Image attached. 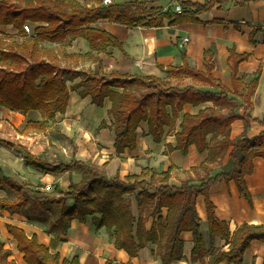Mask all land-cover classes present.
<instances>
[{
    "label": "trees",
    "instance_id": "obj_1",
    "mask_svg": "<svg viewBox=\"0 0 264 264\" xmlns=\"http://www.w3.org/2000/svg\"><path fill=\"white\" fill-rule=\"evenodd\" d=\"M84 1L86 5L77 0H0V109L23 115L39 113L42 122L31 121L25 129L29 133L32 125L54 122L58 114H66L72 91L82 88L81 96H90L97 107H103L109 97L113 102L109 112L111 125L104 122L101 128H109L114 133L115 148L121 155L137 148V131L141 123H148L149 135L160 143L164 128L175 123L187 104L213 102L214 107L198 115L186 114L182 131L177 134L176 150L187 155L190 147L196 146L199 153L208 152V161L193 168L180 186H172L171 173L156 174L144 170L141 176H129L126 180L108 179L104 170L97 166L78 160L52 164L23 148L27 167L57 177L78 172L82 179L78 183L72 182L67 190L57 184L51 192L42 191L6 176L0 167V183L18 194L16 200L1 199V208L29 221L47 223L50 233L57 236L52 240V247L60 241V236L67 234L74 220L83 223L90 220L95 229L105 228L116 248L132 258L148 243L158 244L156 256L163 264L187 259L182 235L192 233L194 246L190 261L194 263L209 254L197 211V199L204 197L212 240L220 238L231 244L227 252L213 250L211 264H242L252 242H264V225L244 224L232 233L228 223L216 215L210 187L220 180L234 181L240 194L252 204L246 177L254 172L256 158L264 160V130L256 137H249L247 130L252 123L264 127V121L251 115L252 97L259 85L260 73L246 86L247 93L240 95L239 66L250 58V54L239 55L235 49L230 50L233 93L213 77L216 67L213 49L205 53L206 72L191 69L185 61L181 68L168 69L167 80L113 73L109 76L87 75L78 85L69 87L68 82L81 76V72L62 67L58 58L50 54L52 50L44 48L42 42L63 43L69 37L71 40L83 38L96 52L87 56L97 62V54L109 46L124 51L122 42L98 27L102 20L128 28L162 27L166 20L179 25L198 22L200 15L212 11L217 4L236 1L244 6L252 0H176L184 10L180 14L149 9L133 2L105 6L104 0ZM26 24L33 26V34L25 31ZM7 26H14L18 34L3 35L1 28ZM18 37H24L23 43L16 42L14 38ZM188 78L194 86L189 85ZM201 86H212L220 92H202L197 89ZM230 95L240 97L244 104L240 105ZM169 106L173 108L172 115L167 111ZM236 109H244V114L236 113ZM238 120L245 122L246 131L231 140V125ZM210 135L213 137L209 142ZM221 136L224 138L220 140ZM229 151V161L224 164L222 161ZM133 195L138 202L139 219L133 214L132 200L128 197ZM164 209L168 210L165 218ZM52 211L55 217L48 220ZM150 218L155 222L148 231L146 224ZM7 229L27 264H81L78 254L62 261L60 253L53 255L51 246L41 244L37 236L29 237L14 225H7ZM10 258V252L0 242V264H15Z\"/></svg>",
    "mask_w": 264,
    "mask_h": 264
},
{
    "label": "crops",
    "instance_id": "obj_2",
    "mask_svg": "<svg viewBox=\"0 0 264 264\" xmlns=\"http://www.w3.org/2000/svg\"><path fill=\"white\" fill-rule=\"evenodd\" d=\"M131 1L133 0H127L129 3ZM168 1L177 2L176 0H160L161 6L159 7L155 3H147L144 7L164 10V5ZM185 1L201 2L203 0ZM119 3H125V0H118L117 4ZM171 12L175 13L174 10ZM198 20V22L179 25H172L173 21L166 20L162 27L141 26L137 28H128L102 20L98 23V27L122 42L124 51L109 46L105 51L97 54L99 58L97 62H93L87 56L96 54V52L92 51L86 40L83 38L71 40L69 37L63 42L69 43L68 47H64V66L62 62L60 64L64 68L81 72V76L68 82L69 87L78 85L87 75L109 76L113 73L129 76H155L167 80L168 69L181 68L185 61L191 69L206 72L205 53L213 49L216 54L213 77L233 93L235 87L229 59L230 50L235 49L239 55L250 54V58L239 66L240 95L247 93L246 86L260 73L259 85L252 97L251 115L254 119L264 121V0H252L244 6L238 5L236 1L226 5L217 4L212 11L200 15ZM1 33L16 36L18 30L14 26H7L1 28ZM185 39H189L188 43H184ZM186 81L194 86L191 84V79L188 78ZM197 89L202 92H220L218 88L212 86H201ZM82 90L80 88L71 92L66 114H58L55 121L56 123L60 117V124L64 126L66 139L74 142L76 146V151L70 152L71 157L68 163L78 160L97 166L104 170L108 179L119 177L121 180H126L129 176H141L144 170H151L156 174L171 173L170 185L180 186L192 173L193 168L200 167L208 161V152L201 154L196 146L190 147L187 155L176 150L177 134L182 131V123L186 114L198 115L201 111L214 107L213 102L200 105L187 104L176 117L175 123L164 128L165 133L160 143L149 135L148 123H141L137 131V148L133 151L126 150L120 155L115 148L114 133L109 128H101L104 122L111 125L109 112L113 102L108 97L103 107H97L92 104L90 96L85 98L81 96ZM112 90L122 92V90ZM235 98L240 105L244 104L240 97ZM167 111L173 114L171 106L167 107ZM236 113L244 114V109H236ZM0 115V122H3L2 120L6 118L20 120L23 114L0 109ZM30 115L23 116L27 118ZM31 121L28 119L26 127ZM40 121H42L41 115ZM35 126L32 129L36 128ZM263 130L264 127L259 123H252L247 134L249 137H256ZM245 131V122L235 121L231 125L230 139L235 140L241 137ZM212 137L213 135L208 137L209 142ZM223 138V136L219 137L220 140ZM29 152L37 157L42 153L37 150ZM230 152L225 155L222 161L224 164L229 161ZM30 170L37 175L44 176L45 179L52 177L50 174L43 175L32 168ZM81 179L82 174L78 172L72 175L67 173L64 175L65 183L62 187L67 190L72 182L78 183ZM246 184L252 197V204L240 194L234 181L220 180L210 187V198L215 206L216 215L221 221L228 223L232 233L244 224L264 225L263 159L254 160V172L246 177ZM128 197L132 200L133 214L139 219L140 210L135 195ZM197 211L209 254L197 262H191L190 257L194 246L193 235L184 233L182 239L184 255L187 259L173 264H211L213 250L214 252H227L231 249V244L225 240L220 238L212 240L204 197L197 199ZM167 212V209L163 210L164 218ZM154 222L153 218L148 220L146 224L148 231L152 229ZM7 225L23 229L29 237L37 236L41 244L51 246L53 255L60 253L62 261L78 254L81 264H108L109 262L112 264H163L161 258L156 256L158 244L148 243L145 248L138 251L136 257L132 258L124 250L116 248L105 228L95 229L90 220L86 223L74 220L67 234L60 236V241L52 247V240L57 236L50 233L47 223L29 221L24 216L13 214L9 219L7 217L5 227L0 230V242L4 244L5 250L10 252V260L15 264L27 263L24 261V254L18 251L16 240L9 234ZM242 264H264V242L258 240L252 242L244 254Z\"/></svg>",
    "mask_w": 264,
    "mask_h": 264
},
{
    "label": "rangeland",
    "instance_id": "obj_3",
    "mask_svg": "<svg viewBox=\"0 0 264 264\" xmlns=\"http://www.w3.org/2000/svg\"><path fill=\"white\" fill-rule=\"evenodd\" d=\"M77 1L83 3L84 5L87 4L84 0ZM113 1L117 3L118 0ZM159 1L160 0H133L131 2L140 6H146L147 3H155L159 7L161 6ZM125 3L129 2L125 0ZM175 3L177 2L168 1V3L164 5L163 9L165 11H171L174 9L176 5ZM89 6H92V4L90 3ZM32 30L33 29L31 28L30 35L33 34ZM23 38L24 37H18V39H14H17L16 42L21 44L24 41ZM68 44V42H42V46L52 50L50 54L57 57L58 60L62 62L63 66L64 47H68ZM28 119L37 122L40 121V115L39 113H32L30 117L27 118L22 115L20 120H11L6 118L5 120H2L3 122H0V167L6 176L12 177L16 181L25 184L32 189L37 188L38 190H48L51 192L57 184L64 186V176L57 177L52 175L49 179H45L44 176L37 175L32 172L30 168L25 165L23 148L34 152H36V150L38 152L41 151L42 153L38 156L42 160L52 164H60L69 162L71 157L70 152H75L76 146L74 142L66 139V136L64 135V126L60 124V117L57 119L56 123L55 120L54 122L50 121L45 124H39L35 126L36 128H33L31 132L27 133L25 129ZM31 127H34V125ZM17 197L18 194L15 191L0 183V200H16ZM12 215L13 214L9 210H3L0 206V230L5 227L7 217L9 219ZM54 217L55 215L53 211L48 214V220H51ZM3 264L12 263L3 262Z\"/></svg>",
    "mask_w": 264,
    "mask_h": 264
},
{
    "label": "built area",
    "instance_id": "obj_4",
    "mask_svg": "<svg viewBox=\"0 0 264 264\" xmlns=\"http://www.w3.org/2000/svg\"><path fill=\"white\" fill-rule=\"evenodd\" d=\"M103 4L105 6H109V5L114 4V1L113 0H104ZM173 10H174L175 13H178V14H180V13H182L184 11L183 7L180 4H176ZM31 28L33 29L32 25H30V24H26L24 26L25 31L27 33H29V34L31 33ZM188 41H189V39H185L184 43H188Z\"/></svg>",
    "mask_w": 264,
    "mask_h": 264
}]
</instances>
